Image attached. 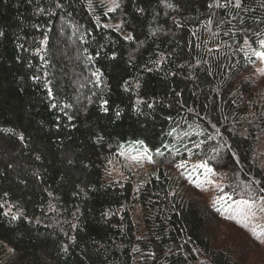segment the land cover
I'll use <instances>...</instances> for the list:
<instances>
[{
  "label": "trees",
  "instance_id": "obj_1",
  "mask_svg": "<svg viewBox=\"0 0 264 264\" xmlns=\"http://www.w3.org/2000/svg\"><path fill=\"white\" fill-rule=\"evenodd\" d=\"M117 1L0 0V264H264L174 171L200 160L233 198L264 197V74L246 49L264 50V0ZM136 141L150 173L112 178Z\"/></svg>",
  "mask_w": 264,
  "mask_h": 264
},
{
  "label": "rangeland",
  "instance_id": "obj_2",
  "mask_svg": "<svg viewBox=\"0 0 264 264\" xmlns=\"http://www.w3.org/2000/svg\"><path fill=\"white\" fill-rule=\"evenodd\" d=\"M106 5V8L109 10L115 9L118 1L117 0H100ZM116 24V23H115ZM246 45V44H245ZM246 49L249 53L253 54V50L246 45ZM257 69H264V63H262L256 56H254V72L256 74H261ZM136 142L127 143L116 156L110 160L109 169L110 176L117 180L131 179L134 184L140 183L146 176L150 173L152 169V162H149L146 156L142 155L144 151V144H139ZM151 153H147V156H150ZM137 156V160H133L132 157ZM152 160V158H151ZM203 163L200 160H188L185 162H179L174 167L186 178L190 175L191 181L197 185L202 190L203 195L209 202L213 204L214 201H218L220 197H224L223 201H220V204H223L225 207L231 205V209L224 211L223 215L226 217L233 216L236 219L242 218V213L238 211L237 205L242 201H248L252 205L251 211L249 212L247 205H242L243 212L249 214L248 228L256 227L257 231L261 232V240L259 242L262 244L264 250V211L261 209L264 208V200L261 199L262 196L254 200H248L244 198H233L230 194L224 191V184L215 179L212 174H206L202 168H195V165ZM183 164V168L177 167L178 165ZM210 167V166H209ZM211 168V167H210ZM188 179V178H187ZM189 180V179H188ZM211 181V182H209ZM219 189H223L220 191ZM231 197V200L227 199ZM220 204H217L219 207ZM254 213V215H253ZM236 219H233L236 221ZM137 221H140L139 218H136ZM251 232V231H250Z\"/></svg>",
  "mask_w": 264,
  "mask_h": 264
},
{
  "label": "snow or ice",
  "instance_id": "obj_3",
  "mask_svg": "<svg viewBox=\"0 0 264 264\" xmlns=\"http://www.w3.org/2000/svg\"><path fill=\"white\" fill-rule=\"evenodd\" d=\"M57 6H59V5H57ZM116 6L118 7V5H116ZM239 6H240L239 0H237L236 7H239ZM112 10L113 9H111V8L109 9V11H112ZM126 39L131 40L132 39V36L129 35V36L126 37ZM245 43L247 44L248 41L246 40ZM259 44L261 46V49H264V40H260L259 41ZM253 55L256 56L262 63H264V50L254 51L253 52ZM257 71L260 72L261 74H264V69H257ZM49 95H51V93H49ZM138 103H139V101H138ZM117 115H119V113H117ZM5 131H11V129H6ZM137 143L143 144L142 141H138ZM196 147H199V145H196ZM156 151H157V154H159V149H157ZM147 153H148V149H147V147H145L142 155L146 156V158L148 159L149 162H152L151 157L150 156H147ZM132 159L133 160H137L138 157L137 156H133ZM177 167L183 168L184 165L183 164H180ZM194 167L195 168H202L206 174L215 175L214 170L212 168H210L207 163H201V164L195 165ZM187 178L190 181L192 179L190 175ZM209 182H211V181H209ZM196 186L199 187L200 185L197 184ZM219 190L220 191H223V189H219ZM261 191H264V189H261ZM5 195H7V194H5ZM224 199H225L224 197H220L218 201H214L213 202V207L215 208V210L217 212H221L222 214H223L224 211H228V210L231 209V205H227V207H225L223 204H220V201H223ZM227 199L231 200V197H227ZM261 199L264 200V197H261ZM217 204H220V206L218 207ZM242 205H247L248 206V209H249V212L251 211L252 205L249 204L248 201H242V202H240V204L237 205L238 211L240 213H242V218L241 219H236V217H233V216H229L227 218H229V219H236V222L238 224H241L243 227L248 228V221H249L250 217H249V214L248 213H244L243 212ZM4 206H5L4 204H0V208H3ZM12 207H13L12 205H9L8 206L9 210L6 211V212H4L3 215H5V216L11 215V219L12 220H16V219L19 218L20 213L19 212L15 213V214L11 213V208ZM261 210L264 211V208H262ZM253 215H254V213H253ZM250 231H251V234L253 235V237L256 240H261V232L260 231H257V228L256 227L251 228Z\"/></svg>",
  "mask_w": 264,
  "mask_h": 264
}]
</instances>
